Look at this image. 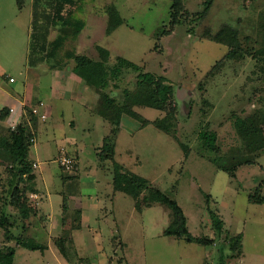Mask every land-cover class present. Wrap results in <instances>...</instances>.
Wrapping results in <instances>:
<instances>
[{
	"label": "rangeland",
	"instance_id": "1",
	"mask_svg": "<svg viewBox=\"0 0 264 264\" xmlns=\"http://www.w3.org/2000/svg\"><path fill=\"white\" fill-rule=\"evenodd\" d=\"M175 1L74 0L67 4L63 11L65 21H61L54 19L55 7L50 0L38 1L37 7H34V0H0V43L8 51L5 61L11 64L7 72H15L12 60L19 62L17 57L22 50L24 52L25 43V48L29 47L33 52L36 64L54 61L76 64V55L103 62L110 71L109 86L106 89L97 87L98 106L101 101L103 104L107 93L126 107L135 109L137 106L135 110L147 120L143 123L136 118L145 126L133 135L126 132L121 135L117 147L118 162L147 177L151 186L176 199L185 210L194 235L210 234V209L218 212L219 207L225 219L233 210L237 211L247 222L246 258L240 264H264V203L248 202L249 194L255 191L254 185L264 178V154L258 158L264 152V0H212L208 10L205 6L209 0H182L183 7L174 21ZM31 10L36 21L31 22L28 29L25 19ZM15 17L20 20L15 21ZM78 23H81L80 29L76 31ZM105 50L110 52L106 59ZM122 57L137 63L139 68L123 67L115 74L113 70ZM147 71L164 76L166 83L174 88L173 100L163 103L162 108L147 106L153 101V90L137 83L138 74ZM29 112L34 116L31 110ZM159 119L169 130L154 124L153 121ZM240 119L252 130L258 129L248 140L240 133ZM108 123L111 131L112 124ZM204 131L216 132L214 148L201 136ZM251 141L252 145L249 144ZM180 142L188 147L187 151ZM36 143L42 146L40 140ZM101 149L103 154L107 152V149ZM70 153L76 160L71 169L60 164L61 152L57 148L45 156L32 147L29 158L40 161L44 168L49 162L56 170L55 180L63 182L66 188L68 180L79 176L77 154ZM247 158L257 159L261 164L249 163L240 169L246 175L243 177L246 185L240 189L237 202L222 196L220 199L214 196L219 199V204L208 201V193H214L216 189L217 168H233ZM97 162L100 163V159L97 158ZM108 162L114 176V161ZM87 163L81 160L83 171ZM29 164L33 169L37 168L33 162L29 161ZM2 165L1 175L5 179L1 180L6 182H0V194L8 195L11 164L8 160ZM34 174L36 177V172ZM34 178L25 175L20 181V194L33 212L38 206L35 201L38 195L31 192ZM149 188L142 196L150 193ZM133 199L136 206L137 200ZM61 207L65 225L79 221L81 210L70 208L67 198H63ZM9 210L14 223L20 227L22 220L18 207L11 206ZM142 210L137 209L136 221ZM145 214L147 224L142 237L147 264H192L204 257L205 245L164 234V229L175 220L168 205L157 202ZM94 221L97 224L98 221ZM57 222L55 217L54 224ZM110 223L111 219L107 221L106 218L100 222L103 244L98 259L90 255L89 248L75 243V227L64 228L63 232L54 231L49 236L32 232L43 239L48 248L21 247L18 251L14 247L22 246L19 239L38 240L36 236L25 235L22 226L8 231L1 229L0 257L14 248L12 264H47V261L50 264H129L131 250L125 252L127 246L120 242L119 235L113 234L110 238ZM133 228L135 239L142 241L138 226ZM215 240L227 244L225 236ZM220 247L209 245L215 250ZM226 249L223 247L224 256ZM106 254L115 258L114 262H108ZM238 254H230L225 261H238ZM135 255H130L134 262L131 264H136Z\"/></svg>",
	"mask_w": 264,
	"mask_h": 264
},
{
	"label": "crops",
	"instance_id": "2",
	"mask_svg": "<svg viewBox=\"0 0 264 264\" xmlns=\"http://www.w3.org/2000/svg\"><path fill=\"white\" fill-rule=\"evenodd\" d=\"M23 6H21V8ZM23 8H26V5ZM19 20V18L15 17V21ZM31 22L33 23L32 10L30 11L29 17L25 19L26 28L29 29ZM25 47H23L24 52L22 50L17 57L19 58V62L10 58L13 61V70L15 71L11 74L7 72L11 64H7L4 59L5 53L8 51H6L0 43V116L4 108L8 110L4 118L0 117V136L5 135L9 129H14L20 122H28L34 132L35 139L31 148L34 147L35 151L43 152L45 156L50 155L55 148H57L60 153L62 147L66 148L69 152L77 154V173L79 176L75 179L68 180L67 187L65 188L63 182L58 179L55 180L54 174H56V170L51 168L49 162L46 165L47 167L44 168L40 166V161L36 159L30 160L28 155L29 161L38 163L36 166L37 168L33 169V172H36V177L34 178V189L31 191L38 195V198L35 200L38 206L37 210L32 212L28 219L19 222L23 227V233L25 235L36 236L38 239L37 241L43 245V248L46 250L48 245L43 239L32 234V232H41L49 236L54 231L63 232L64 228L69 229L70 227H75V229H73L75 243L80 247L84 246V248H89L92 253L90 255L98 259L101 253L98 251L103 244L102 238L100 237L103 228L100 222L105 218L107 221L111 219V223L109 224L111 232L109 233V235L111 234L110 238L113 234L119 235L120 242H124L127 246L125 252L127 253V250H131L130 255L136 253V264H147L143 251V243L145 241L143 237L145 236L147 224L145 213L157 202L145 206L141 211L140 217L138 216L139 218L136 221L135 214L137 208L135 206V200L125 191L115 189L113 173L109 168L108 162L111 160L108 158L103 160L101 156H99V153L102 151L101 147H103L104 137L110 133V125L97 111V106L99 104L97 88L89 84L75 71V64H73V62L54 61L52 63L36 64L32 57L33 52H31L29 47L27 49ZM11 78H13V80ZM40 102H43L41 108L42 112L47 113V118L45 119H41L36 115L30 116L29 111L31 108ZM11 107L14 108L13 111H10ZM136 108L137 106H135V109ZM144 126L145 124H142L135 117L128 113H122L120 129L115 139V159L117 157V147L121 135H124L125 132L133 135ZM39 140L42 146L36 143L39 142ZM263 154L264 152L259 154L258 158ZM57 157L58 156H56V158ZM97 158L100 159V163L97 162ZM8 160L10 161V153L6 149L0 147V180L2 178L5 179L3 175H1V169L3 166L2 164L7 163ZM81 160H84V162L86 160V162H88L87 165H85L84 171L81 169ZM116 160L118 161V159ZM256 163L260 162L256 159L254 164L256 165ZM121 164L125 165V163ZM247 165L249 164L238 166L235 170V176H232L230 172L224 168H217L214 182L216 184V189H214V193H208V201H213L212 203L217 202L219 204V197L222 196L236 203V199H239V194L241 193L240 189L246 185V183H244L245 178H243L246 177V175H244L240 169ZM2 181H4L3 183L6 182V180H1L0 182ZM218 186L220 189H218ZM254 186L255 191L258 188L260 197L264 198V178L259 179L258 184ZM255 191L249 194L248 202L263 204L264 200L262 202H256L250 199V195ZM220 192H223V194ZM216 193H220V195ZM214 196L219 199H215ZM63 198H67L70 208L77 207L81 210L79 221L76 222L73 220L70 222V225L66 224L67 226L62 218L63 212L61 210V204H63ZM10 207L11 205L8 206V210ZM55 210L58 212L55 213ZM216 213L219 214L224 221L223 233L220 236L215 233L212 220V227L208 229L210 234L204 233L195 235L197 237L209 238L211 241L208 243H200L207 247V249H204L205 255L202 259L199 261L196 260L192 264H222L221 262L225 261L227 256L237 253V251L231 250L228 242L238 234L242 235L240 253L237 256L238 261L234 263L225 262L226 264L243 263L246 258L244 246L246 220L235 210L229 214L228 219L227 217L225 219V215L219 210V207ZM55 217L56 220H58L56 224H54ZM94 220L98 221V227ZM204 221H207V217ZM133 226H136V228L138 226L140 232H142L140 234L143 242L135 239L134 235L136 230ZM204 226L207 228L209 227L207 223H205ZM14 227L20 228L19 226H13L11 229ZM188 228L190 230L189 225ZM212 230L214 232H212ZM169 236L178 238V236L175 235ZM223 236H225L227 244L217 243L215 238ZM209 245L215 247L221 246V249L218 248L215 250L209 248ZM12 246H15V244H12ZM21 247L26 246L22 245L14 248L18 251ZM223 247L228 249H226L225 256L222 255ZM115 250H117V247ZM130 255H128L129 264H131V259H133ZM106 257L108 258V262L112 263L115 260V258H111L108 254H106ZM115 262L118 263V261ZM47 264H50L49 261H47Z\"/></svg>",
	"mask_w": 264,
	"mask_h": 264
},
{
	"label": "trees",
	"instance_id": "3",
	"mask_svg": "<svg viewBox=\"0 0 264 264\" xmlns=\"http://www.w3.org/2000/svg\"><path fill=\"white\" fill-rule=\"evenodd\" d=\"M40 0H34V7L38 4ZM55 7V20L65 21L63 11L66 8L67 4L73 3L74 0H50ZM212 0L206 3L205 10H208ZM37 7V6H36ZM183 7L182 0H176L173 4V12L172 16L174 17V21L177 20V16L180 13ZM36 21L35 16H33V24ZM80 24H77V30L80 29ZM58 44V43H57ZM44 45L42 46V48ZM105 55V59L109 56L110 52L105 50L103 52ZM76 64L75 71L81 75L89 84L94 87L106 89L109 86V70L105 68L103 62H96L91 58L84 55H76L75 56ZM123 67H131L134 69H138L139 66L137 63L122 57L119 60V65L114 68V73L118 74ZM137 83L140 87H149L153 90L152 98L153 101L149 102L147 106H152L156 108H162L161 105L163 103L168 102L169 100H173L174 98V88L171 84L166 83L165 77L156 75L153 72H140L138 74ZM97 88V89H98ZM102 95V94H101ZM102 102V101H101ZM97 106V111L107 119L111 124L112 128L110 134L104 137L103 148L107 149V152L104 154L101 151V157L106 159L110 157L111 160L114 161V176L113 183L115 189H119L125 191L134 197L136 202V208L138 210H142L144 205H150L153 202H162L168 205L175 214V220L172 225L167 227L164 231L165 235H175L178 237H184L187 241H195L199 243H208L211 239L206 237H197L193 235L188 228V217L184 212V209L179 204L176 199L171 198L167 195L163 190L156 186H151L149 184V179L144 177L138 173L132 172L129 169H126L125 166L118 161H116L115 155V139L117 133L120 129L121 115L122 113H128L129 115L138 118L143 121V123H147V120L143 118L138 111H136L132 106L126 107L116 101L112 96L105 93L103 104ZM7 109H3L1 111V118L6 116ZM163 119V118H162ZM154 120V124L159 126L164 130H169L164 123L163 120ZM242 122L239 126L240 133L247 140L250 137H253L254 134L258 131V129H253L245 123L243 119H240ZM201 136L204 138L205 142L211 146L215 147L216 143V132H208L204 131L201 133ZM34 132L28 122L23 121L20 122L14 129H9L5 135L0 136V147L6 149L10 153V177L8 178V195L0 194V198L3 201V205L0 206V230H11L13 226H16L18 223H14L12 212L8 210V206H17L21 213V220L24 221L28 219L33 210L26 202V199L22 197L20 194V181H22L23 177L27 175L29 178H34L35 174L33 172L32 165L29 164L28 155L31 146L34 143ZM184 147L185 151H187V146L180 142ZM250 145L253 144L251 141ZM254 159H244L239 161L233 168H224L229 171L232 176H235V170L238 166L242 164L254 163ZM151 187V188H149ZM150 190V193L142 196V192L146 189ZM250 199L256 202H262L264 200L263 197H260L258 188L257 190L250 195ZM8 203V204H7ZM212 214L213 220V228L215 233L220 236L223 233L224 221L215 211L210 210ZM20 244L29 248H42L37 240H29V239H19ZM242 235L238 234L235 237L229 240V245L232 251H237L236 254L240 253L239 250L241 248ZM15 255L14 248L6 254L4 257H0V264H12V258ZM222 264H226L225 261L221 262Z\"/></svg>",
	"mask_w": 264,
	"mask_h": 264
},
{
	"label": "built area",
	"instance_id": "4",
	"mask_svg": "<svg viewBox=\"0 0 264 264\" xmlns=\"http://www.w3.org/2000/svg\"><path fill=\"white\" fill-rule=\"evenodd\" d=\"M11 79L13 80V78H11ZM42 105H43V102H40L39 104L33 106V107L31 108V112H32L34 115L38 116L39 118H41V119H45V118H47V113H46V112H42V109H41V108H42ZM13 110H14V108L11 107V108H10V111H13ZM33 140H35V139L33 138ZM59 161H60V164H61L63 167L67 168V169H71V168H73L74 165H75V162H76L74 155H72V154H71L66 148H64V147L61 148V155H60V157H59ZM37 165H38L37 162H34V163H33V166L36 167Z\"/></svg>",
	"mask_w": 264,
	"mask_h": 264
}]
</instances>
